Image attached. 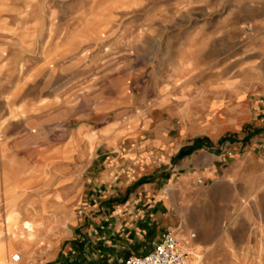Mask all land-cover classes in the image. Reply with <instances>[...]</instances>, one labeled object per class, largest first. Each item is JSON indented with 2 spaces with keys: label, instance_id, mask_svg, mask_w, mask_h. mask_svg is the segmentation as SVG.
Masks as SVG:
<instances>
[{
  "label": "rangeland",
  "instance_id": "rangeland-1",
  "mask_svg": "<svg viewBox=\"0 0 264 264\" xmlns=\"http://www.w3.org/2000/svg\"><path fill=\"white\" fill-rule=\"evenodd\" d=\"M115 175L200 264H264V0H0V264H99Z\"/></svg>",
  "mask_w": 264,
  "mask_h": 264
},
{
  "label": "crops",
  "instance_id": "crops-1",
  "mask_svg": "<svg viewBox=\"0 0 264 264\" xmlns=\"http://www.w3.org/2000/svg\"><path fill=\"white\" fill-rule=\"evenodd\" d=\"M182 149L170 159V167L171 161L177 158ZM190 152H187L186 158H189ZM121 178L125 176L113 177L109 187L114 191L105 192L106 196H102V189L107 187L103 184L98 186L100 190H95L96 196L92 197L94 202L89 207L87 224L75 226L78 237H83L99 264H109L114 260L120 264L131 256H145L166 232L173 230V223L166 212L167 206L163 204L161 195L152 192L153 186L138 188V180L117 184ZM159 181L154 185H158ZM61 264L68 263L63 261Z\"/></svg>",
  "mask_w": 264,
  "mask_h": 264
},
{
  "label": "built area",
  "instance_id": "built-area-1",
  "mask_svg": "<svg viewBox=\"0 0 264 264\" xmlns=\"http://www.w3.org/2000/svg\"><path fill=\"white\" fill-rule=\"evenodd\" d=\"M77 216L84 217L85 211L77 210ZM178 235V230H169L147 255L131 256L120 264H200L201 259L184 247ZM196 238L191 235L192 241Z\"/></svg>",
  "mask_w": 264,
  "mask_h": 264
},
{
  "label": "bare ground",
  "instance_id": "bare-ground-1",
  "mask_svg": "<svg viewBox=\"0 0 264 264\" xmlns=\"http://www.w3.org/2000/svg\"><path fill=\"white\" fill-rule=\"evenodd\" d=\"M44 215V214H43ZM60 216L58 214L56 215H52L50 218H48V220L44 219L42 222H39L37 225L36 224H33L32 222H27V224L24 225V228L22 231H25V237H27V241H34L36 239V237L38 236L37 233H36V230H41L42 232H47L48 228H49V225L50 224L52 226V229L50 230H54V227L60 223L61 221V217L59 218ZM17 224V223H16ZM60 225V224H59ZM60 226H57L55 228L56 229H60L59 228ZM40 231V232H41ZM59 233V232H58ZM20 234V233H19ZM41 234V233H40ZM45 234V233H44ZM48 234V233H47ZM22 237V235H21ZM39 237V236H38ZM58 237V236H57ZM44 239V238H43ZM23 240V238H22ZM47 240V239H46ZM53 242V241H52ZM36 243V242H35ZM46 243V242H45ZM26 246V245H25ZM185 246H190L189 243H185ZM185 247V248H186ZM25 248V247H24ZM31 248V247H30ZM188 250V249H187ZM190 251V250H189ZM16 264V263H15Z\"/></svg>",
  "mask_w": 264,
  "mask_h": 264
},
{
  "label": "trees",
  "instance_id": "trees-1",
  "mask_svg": "<svg viewBox=\"0 0 264 264\" xmlns=\"http://www.w3.org/2000/svg\"><path fill=\"white\" fill-rule=\"evenodd\" d=\"M190 151H191V150H190ZM190 151H188V152H190ZM187 155H188L187 152H182V153L180 154V158L186 157Z\"/></svg>",
  "mask_w": 264,
  "mask_h": 264
}]
</instances>
